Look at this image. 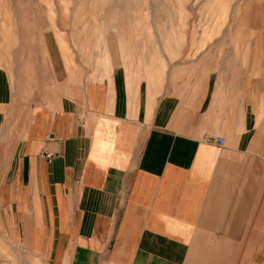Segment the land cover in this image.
Returning a JSON list of instances; mask_svg holds the SVG:
<instances>
[{"label": "crops", "instance_id": "1", "mask_svg": "<svg viewBox=\"0 0 264 264\" xmlns=\"http://www.w3.org/2000/svg\"><path fill=\"white\" fill-rule=\"evenodd\" d=\"M175 64L151 110L142 84L134 106L32 104L0 139L21 243L52 264H264V61Z\"/></svg>", "mask_w": 264, "mask_h": 264}, {"label": "rangeland", "instance_id": "2", "mask_svg": "<svg viewBox=\"0 0 264 264\" xmlns=\"http://www.w3.org/2000/svg\"><path fill=\"white\" fill-rule=\"evenodd\" d=\"M192 60L264 61V0H0V139L21 138L32 104L82 114L109 90L134 106L142 84L151 110ZM3 215L0 264H52Z\"/></svg>", "mask_w": 264, "mask_h": 264}, {"label": "built area", "instance_id": "3", "mask_svg": "<svg viewBox=\"0 0 264 264\" xmlns=\"http://www.w3.org/2000/svg\"><path fill=\"white\" fill-rule=\"evenodd\" d=\"M217 144L221 147H223L225 145V139L224 138H218L217 140ZM49 158L51 157L50 155H47Z\"/></svg>", "mask_w": 264, "mask_h": 264}, {"label": "bare ground", "instance_id": "4", "mask_svg": "<svg viewBox=\"0 0 264 264\" xmlns=\"http://www.w3.org/2000/svg\"><path fill=\"white\" fill-rule=\"evenodd\" d=\"M212 138H213V137H207V139H209V140L212 139ZM217 139H218V138H217ZM217 139H215V140H217ZM217 145H218V144H217ZM50 156H51V155H50Z\"/></svg>", "mask_w": 264, "mask_h": 264}]
</instances>
